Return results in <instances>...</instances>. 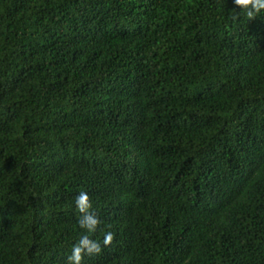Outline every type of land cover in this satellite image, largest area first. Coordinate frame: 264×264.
Listing matches in <instances>:
<instances>
[{"label":"trees","instance_id":"obj_1","mask_svg":"<svg viewBox=\"0 0 264 264\" xmlns=\"http://www.w3.org/2000/svg\"><path fill=\"white\" fill-rule=\"evenodd\" d=\"M264 264V11L0 0V264Z\"/></svg>","mask_w":264,"mask_h":264},{"label":"clouds","instance_id":"obj_2","mask_svg":"<svg viewBox=\"0 0 264 264\" xmlns=\"http://www.w3.org/2000/svg\"><path fill=\"white\" fill-rule=\"evenodd\" d=\"M248 17H254L264 11V0H234ZM79 218L77 224L81 229L78 238L71 245V251L67 255V264H83L85 257L99 255L104 247L112 244L114 233L105 231L102 242L93 238L101 225L100 218L91 210L92 200L87 191L78 192L73 200Z\"/></svg>","mask_w":264,"mask_h":264}]
</instances>
